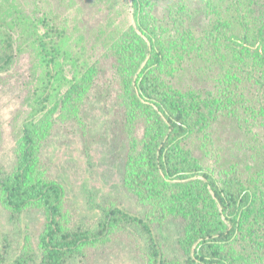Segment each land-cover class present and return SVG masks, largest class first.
I'll return each mask as SVG.
<instances>
[{
  "label": "trees",
  "instance_id": "obj_1",
  "mask_svg": "<svg viewBox=\"0 0 264 264\" xmlns=\"http://www.w3.org/2000/svg\"><path fill=\"white\" fill-rule=\"evenodd\" d=\"M130 1L137 31H110L103 14L77 53L65 22L0 0V77L27 49L34 59L14 167L0 166V201L13 217L45 218L38 249L28 240L0 264H75L115 244L141 264H264V0ZM98 42L115 59L110 89L96 83L97 65L86 68V46ZM97 104L114 108L111 132L89 122ZM222 114L241 139L226 158L211 141ZM72 124L89 162L112 139L114 187L128 196L124 204L85 189L93 226L73 222L66 188L42 157Z\"/></svg>",
  "mask_w": 264,
  "mask_h": 264
},
{
  "label": "rangeland",
  "instance_id": "obj_2",
  "mask_svg": "<svg viewBox=\"0 0 264 264\" xmlns=\"http://www.w3.org/2000/svg\"><path fill=\"white\" fill-rule=\"evenodd\" d=\"M17 2L24 12L30 14L29 16H42L47 13L65 22L68 28V48L72 47V50L77 53H81L80 48H77L78 42L81 41L80 36L85 37L88 42H93V34L103 14H106L109 19L106 23L105 18V25L110 23V31L118 29L122 31V35L128 29L137 31V22L130 0H98L97 5L90 4L88 0H17ZM99 9L104 12L99 14ZM161 15L162 10L156 16ZM40 32H43V29H40ZM107 35L110 37V43H114V34ZM102 44L98 42L96 45L98 48L95 47L94 51L91 45L86 46L87 58L91 64L88 62L86 64L88 66L83 65V67L92 68L97 65L99 73L95 76L96 83L104 89H110L116 87L118 83L114 68L115 59L113 56L105 57L107 50ZM27 50L17 58L11 73L0 77V166L7 172L14 167L17 145L15 140L22 134L20 125L27 111V108H24V102L28 83L32 80L30 73L34 61L33 50ZM83 61H86V58L82 56L79 62ZM87 107H84L85 110ZM113 109L111 104H97L91 112L89 122L95 123L97 129L111 132L110 120ZM217 121L214 131L215 140H211L214 146L218 147L217 151L220 155L216 154L220 158H226L231 154L237 155L233 142L238 144V140H241L239 128H235V124L225 114H222ZM76 129L73 124L61 127L52 135L51 141L42 146L41 152L43 159L52 163L50 168L52 178L61 182L66 188L73 222L83 226H93L97 215L86 207L85 189H96L100 196L113 193L121 198L124 204L128 196L123 190L114 187L120 185V173L114 166L113 155L117 150L112 144V139L108 138L102 144L95 145L91 150L93 158L89 162L83 152L80 134ZM260 132L262 131H257V133ZM44 223L45 218L37 214L13 217L8 214L0 201V255L14 260L21 254L28 240L31 241L33 248L38 249L37 244ZM97 251H99L98 254ZM89 252L91 255L87 259L82 257V260L75 264H141L134 257L136 256L134 253L123 250L117 244L102 250L93 248Z\"/></svg>",
  "mask_w": 264,
  "mask_h": 264
}]
</instances>
